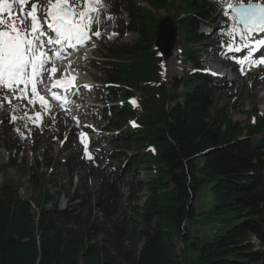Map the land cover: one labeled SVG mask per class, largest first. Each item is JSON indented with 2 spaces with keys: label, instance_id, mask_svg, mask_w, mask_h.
Listing matches in <instances>:
<instances>
[{
  "label": "trees",
  "instance_id": "trees-1",
  "mask_svg": "<svg viewBox=\"0 0 264 264\" xmlns=\"http://www.w3.org/2000/svg\"><path fill=\"white\" fill-rule=\"evenodd\" d=\"M140 2L155 11L175 10V47L187 60H194L192 46L206 44L198 25L211 19L213 0H181L178 6L175 0L114 1V19L101 15L104 30L135 32L138 39L104 41L102 60L93 61L111 102L102 112L103 129L117 132L105 159L109 172L100 174L96 191L84 182L76 186V164L68 159L71 191L64 208L50 194L61 159L46 160V170L30 164L33 198H22L13 178L0 182V264H264V117L234 122L215 105L213 83L199 73L183 74L173 92L166 89L165 61L155 47L163 17ZM124 11L128 22L121 19ZM2 133L4 149L11 156L20 151L24 138L16 128ZM256 134L262 137L254 139ZM201 192L209 199L197 211ZM223 213L238 221L229 228L213 221ZM197 223L203 228L192 229Z\"/></svg>",
  "mask_w": 264,
  "mask_h": 264
},
{
  "label": "rangeland",
  "instance_id": "rangeland-1",
  "mask_svg": "<svg viewBox=\"0 0 264 264\" xmlns=\"http://www.w3.org/2000/svg\"><path fill=\"white\" fill-rule=\"evenodd\" d=\"M114 1L117 0H102L103 8L101 14H103L104 17L112 16V4ZM138 1L139 0H137V2ZM243 2L247 3L248 0H243ZM255 2L264 3V0H255ZM39 3L47 6L48 0H39ZM180 3L181 0H175L174 5L178 6ZM140 4L155 13L157 17L172 18V15L175 13V10L169 8L155 11V8L148 4L143 2H140ZM40 16L43 22L44 13L42 11ZM121 19L124 22L129 21L127 12L124 11L122 13ZM222 19L224 21L226 20L217 7L212 13V20L199 26L200 32L208 35L210 40L215 42L217 40V32L220 28V25L218 26L216 22ZM175 25L177 27V42L179 38V29L178 25ZM98 27L101 36L99 38L94 36L91 41L87 42L84 46L77 48L74 54V61L66 57L55 62V67L58 69L55 76L58 79L63 78L67 68H71L75 78L78 79V84L81 85L77 96L73 97L71 100L72 105L70 107L65 108L63 111L53 110L46 114L43 112L40 105H33L31 103H29L30 105L24 106L12 102L11 107L7 103L0 107V182L4 183L5 179L10 180L13 178V180L16 181L18 192L22 198L30 199L36 195V189L33 188L29 179L31 174L30 164L32 162L38 163L37 167L39 169L46 170L48 168L46 160L49 161L51 157L52 160H57V162H60V159L62 160V163H59L60 167H57L53 171V177L57 179L55 180L56 188L52 185L50 186V194L53 197V201H57L60 208L67 205L68 193L71 191L70 176L67 170L69 166L65 163L68 159L72 158L73 162L76 164L72 179L73 185L76 186L83 185L84 182L88 188L92 191H96L99 187L100 174L109 172L105 159L107 157V151L111 149L109 141L113 136L117 135V132L112 131L108 134L103 132V126L106 124L107 118L106 115L97 114V112L105 106L103 103L104 92L100 90L103 86L104 78L102 73L93 66V61L102 60L98 57V52L100 49L99 47L102 46L104 41H106L107 44H118L119 42L132 43L138 39V35L135 32H127L123 35L116 33V35H112V33L104 30L103 23ZM227 29L228 23L225 22V25L221 29V34L226 32ZM95 30L96 26H93V31ZM93 45H95V47H93ZM191 48L194 50V54L192 55L194 60H187L188 56L183 54L179 48L176 47H174L170 58L165 60L164 74L166 83L164 87L166 89L173 92L174 83L177 82L176 79H180L183 74L189 73L194 76L197 75L198 72L202 74L201 70L203 68L209 69V71L213 69L219 71L221 74H225L222 80L218 78L214 80L216 76H214V78L208 76L214 83L220 84L222 81L224 82L223 85L218 86L215 90L213 97L217 107H223L227 110L231 119L240 125L247 124L249 121L253 120L254 116L264 117V65L257 68L253 67L248 73H238L237 70L233 68L237 66L236 61L230 62L232 64L230 68L224 67L225 64L228 65V58L214 51L206 52V45H196ZM204 52L209 53L205 54ZM199 55L201 57L199 59L201 62L198 61ZM70 57L73 58V55L70 54ZM69 61H71V65H69ZM195 61L197 64H195ZM49 66L51 68V65ZM46 85H49V81L46 82ZM40 86L43 88L46 87L41 84ZM83 86L89 87L85 89L81 88ZM183 87L184 86L180 84L177 91H183ZM132 100H139V94L134 96ZM121 103L122 101L119 104ZM119 104L118 101L113 103L115 106ZM107 105L110 106V104ZM50 106H54L51 101ZM13 108L15 111H13ZM36 112L42 113L41 121H37L39 126H37V123L29 122L28 116L25 115V113H28V115L35 120ZM139 112H141V109ZM17 114H20V116H16ZM13 115L17 117L14 122L11 120ZM74 117L78 119V125ZM13 126L16 130L23 127L21 131H24V141H21L22 148H20V151H15L11 156L3 147L4 135L2 132ZM81 133L86 134L88 152L92 157L91 159L85 156L84 145L81 143ZM105 134L109 135L107 141L101 142L99 149L94 148L91 140L94 141L97 137L101 138V136ZM253 137L259 139L262 136L256 134ZM68 143L71 144L68 145ZM58 157L59 159H57ZM11 158L14 161L13 164L10 163ZM62 164L64 165L62 166ZM48 171H50V169ZM144 176V171H140L139 177L143 178ZM56 191H59L58 196L55 193ZM206 199H209V197L208 195L205 196L204 192L198 195L196 203L197 211L205 209L203 204ZM76 203L77 202H73L72 204L74 205ZM50 206V203L46 205V207ZM213 221L224 223L225 226L229 228L235 224L238 219L231 213H223L219 217H214ZM202 228L203 227L199 223L192 226V229ZM216 229L215 226L213 232ZM252 243L255 245L256 249H261L259 241L255 236L252 238Z\"/></svg>",
  "mask_w": 264,
  "mask_h": 264
},
{
  "label": "snow or ice",
  "instance_id": "snow-or-ice-1",
  "mask_svg": "<svg viewBox=\"0 0 264 264\" xmlns=\"http://www.w3.org/2000/svg\"><path fill=\"white\" fill-rule=\"evenodd\" d=\"M213 2L228 23V29L222 35L229 38V51L249 49L251 53L264 47V38H261L264 34V3L255 0L247 3L243 0ZM29 4L30 9L25 11ZM14 5H19L18 12L14 11ZM102 8V0H48L47 6L40 4L39 0H0V107L5 103L11 107L14 99H28L33 105L39 103L45 114L50 113V100L40 94L38 85L43 83L45 72L50 79L54 78L58 71L55 62L66 58L68 49L84 46L93 36H101L98 26L103 22ZM41 11L44 13L43 22L39 16ZM107 19L114 18L109 16ZM93 26H96L95 31ZM237 42L239 46H236ZM245 62L258 67L264 65V58L253 59L249 54L240 61L241 65ZM54 88H59L60 92H54ZM78 90L73 76L57 80L51 88L43 91L51 100L68 103L67 94H78ZM130 103L135 105L136 101ZM25 115L32 123L42 119L41 112L35 113V120L28 113ZM16 119L14 115L11 117L13 122ZM74 120L78 125V119L74 117ZM17 132L23 138V132L19 129ZM81 143L85 156L91 159L85 133H81Z\"/></svg>",
  "mask_w": 264,
  "mask_h": 264
},
{
  "label": "water",
  "instance_id": "water-1",
  "mask_svg": "<svg viewBox=\"0 0 264 264\" xmlns=\"http://www.w3.org/2000/svg\"><path fill=\"white\" fill-rule=\"evenodd\" d=\"M177 39V27L170 17H165L157 23L155 46L164 60L172 55Z\"/></svg>",
  "mask_w": 264,
  "mask_h": 264
},
{
  "label": "bare ground",
  "instance_id": "bare-ground-1",
  "mask_svg": "<svg viewBox=\"0 0 264 264\" xmlns=\"http://www.w3.org/2000/svg\"><path fill=\"white\" fill-rule=\"evenodd\" d=\"M78 48H79V47H78ZM67 51H68V57H69V59H70L71 61H74V58H75V57H74V58H71L72 56L70 57V54L74 55V54H75V51H71L70 49H68ZM84 58H85V57H84ZM77 59H78V58H77ZM60 60H61V59H60ZM60 60H59V61H60ZM57 61H58V60H57ZM63 62H64V61H63ZM75 62H76V61H75ZM67 63H68V62H67ZM76 64H77V63H76ZM77 66H78V65H77ZM59 68H60V67H59ZM44 75H45V74H44ZM74 76H75V75H74ZM72 77H73L72 75H68V78H72ZM78 78H79V77H78ZM53 81H54L53 78L50 79V86L53 85ZM77 81H78V79L75 78V84L78 85V86L80 87L81 85H79ZM219 83H220V82H219ZM220 84H221V83H220ZM38 89H39L40 91H43L44 88L41 87L40 85H38ZM58 93H59V92H58ZM47 96H48V95H47ZM48 97H49V96H48Z\"/></svg>",
  "mask_w": 264,
  "mask_h": 264
}]
</instances>
